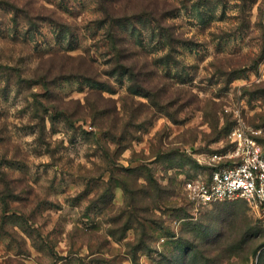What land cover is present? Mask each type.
Returning a JSON list of instances; mask_svg holds the SVG:
<instances>
[{
  "label": "rangeland",
  "instance_id": "obj_1",
  "mask_svg": "<svg viewBox=\"0 0 264 264\" xmlns=\"http://www.w3.org/2000/svg\"><path fill=\"white\" fill-rule=\"evenodd\" d=\"M240 122L264 0H0V264H264V210L182 187Z\"/></svg>",
  "mask_w": 264,
  "mask_h": 264
},
{
  "label": "built area",
  "instance_id": "obj_2",
  "mask_svg": "<svg viewBox=\"0 0 264 264\" xmlns=\"http://www.w3.org/2000/svg\"><path fill=\"white\" fill-rule=\"evenodd\" d=\"M256 132L238 123L230 133L229 147L210 156L212 169L183 178L184 193L195 208L244 198L264 210V148Z\"/></svg>",
  "mask_w": 264,
  "mask_h": 264
},
{
  "label": "trees",
  "instance_id": "obj_3",
  "mask_svg": "<svg viewBox=\"0 0 264 264\" xmlns=\"http://www.w3.org/2000/svg\"><path fill=\"white\" fill-rule=\"evenodd\" d=\"M211 168L210 169H212V166H210ZM182 187H183V181H182ZM223 202V201H222ZM218 203V202H217ZM196 248H198V246H195ZM194 250H192V248H189L188 249V254H190V253H192Z\"/></svg>",
  "mask_w": 264,
  "mask_h": 264
}]
</instances>
